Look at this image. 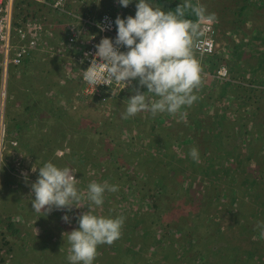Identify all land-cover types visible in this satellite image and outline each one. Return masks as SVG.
I'll return each mask as SVG.
<instances>
[{
	"label": "rangeland",
	"instance_id": "obj_1",
	"mask_svg": "<svg viewBox=\"0 0 264 264\" xmlns=\"http://www.w3.org/2000/svg\"><path fill=\"white\" fill-rule=\"evenodd\" d=\"M53 2L15 0L12 28L21 34L0 52V264H68L63 234L78 228L93 181L118 187L92 212L124 218L119 239L99 245L94 264H264V69L254 70L264 57V0H190L210 14L217 42L213 56L194 51L203 71L197 100L182 115L128 119L125 100L137 82L115 85L119 99L110 88L105 103L85 97L78 60L86 40L70 46L69 28L78 26L71 13L134 15L135 0L127 8L71 0L63 13ZM28 19L44 26V50L15 64ZM223 66L225 80L216 77ZM48 161L74 171L81 208L32 210L31 169Z\"/></svg>",
	"mask_w": 264,
	"mask_h": 264
},
{
	"label": "clouds",
	"instance_id": "obj_2",
	"mask_svg": "<svg viewBox=\"0 0 264 264\" xmlns=\"http://www.w3.org/2000/svg\"><path fill=\"white\" fill-rule=\"evenodd\" d=\"M127 8L133 0H117ZM135 14L117 16L108 24H98L101 31L111 30L114 23L115 38H102L95 45L94 53H85L89 66L83 70V81L95 88L106 85L115 94V85L125 87L137 82L127 98L123 119L134 117L141 112L182 115V109L196 100L202 83L203 71L194 57V47L205 35L206 28L198 21L205 16L211 18L203 7L194 6L190 0H182L174 10H162L153 0H135ZM197 19L186 18L189 13ZM121 48L124 50L122 51ZM124 87V88H125ZM141 87L146 91H141ZM189 156L199 161L196 148L189 150ZM37 179L30 185L31 208L44 215L53 210L71 211L79 207L81 193L72 169L59 167L48 161L31 169L37 172ZM116 185L90 182L87 185V211L79 215L78 228L67 234L68 264H94L99 245H111L121 235L124 218L105 217L92 212V206L104 203L105 192L117 191ZM65 222H71L66 214ZM264 234V225L261 226Z\"/></svg>",
	"mask_w": 264,
	"mask_h": 264
},
{
	"label": "built area",
	"instance_id": "obj_3",
	"mask_svg": "<svg viewBox=\"0 0 264 264\" xmlns=\"http://www.w3.org/2000/svg\"><path fill=\"white\" fill-rule=\"evenodd\" d=\"M71 2V0H54L52 3V7L57 12L63 13L65 12L67 4ZM76 2V0H75ZM45 0H43V4ZM115 6H119L117 0H113ZM14 6L15 0H0V52H4L9 48V40L14 35L20 37V31L15 30L12 28V21L14 15ZM77 22L78 26L72 25L69 28L70 37L69 43L71 45H76L77 43H82V39L84 38L86 42H84V46L81 49L82 57L79 58L78 63L82 65L86 70L89 66V58L85 57V53H94L95 52V45L99 43L102 38H115L116 30L115 25L112 23L111 30L101 31L98 27V24H108L115 20V17L107 12L103 13L99 16L93 17L90 16L87 19L79 16L78 14L71 13L70 14ZM202 26L206 28L205 35L200 38L199 42L195 44L194 51L200 55L205 56H213L217 50V43L215 40L216 32L214 28V22L209 19L205 18L198 21ZM28 24V31L23 34V37L26 38L25 46L19 51L21 54L18 56L14 63L19 64L22 61V57H26L30 55L33 51H38L43 49L42 38L44 34V26L42 27L33 19L27 20ZM5 44L7 47H5ZM122 50V48H121ZM1 54V53H0ZM7 54V53H5ZM16 61V62H15ZM229 73L227 69L224 67L218 69L216 73V77L218 79H227ZM83 80V79H82ZM84 95L85 97L89 98H100L101 102L105 103L106 101L102 99L103 90L102 87L105 85H98L96 88L94 86L86 84L84 81ZM124 87V85H118ZM0 106L3 105V87L0 86ZM119 99V96L114 95L111 100ZM110 100V101H111ZM5 124H0V135L5 134ZM3 140V139H2ZM1 152L2 147L0 145V160L1 159Z\"/></svg>",
	"mask_w": 264,
	"mask_h": 264
},
{
	"label": "trees",
	"instance_id": "obj_4",
	"mask_svg": "<svg viewBox=\"0 0 264 264\" xmlns=\"http://www.w3.org/2000/svg\"><path fill=\"white\" fill-rule=\"evenodd\" d=\"M165 2H169L168 5H164L166 8H171V10H174L175 7L177 6L178 2H174L173 0H159V3H165ZM186 18L191 19L193 21H196V17L194 15H192L189 11V13L186 15ZM201 58H199L200 60ZM212 67L214 68V66L216 65V63L213 60H210ZM209 61V63H210ZM218 67V65L216 66V68ZM252 258H254V256H252ZM248 261V260H246Z\"/></svg>",
	"mask_w": 264,
	"mask_h": 264
},
{
	"label": "crops",
	"instance_id": "obj_5",
	"mask_svg": "<svg viewBox=\"0 0 264 264\" xmlns=\"http://www.w3.org/2000/svg\"><path fill=\"white\" fill-rule=\"evenodd\" d=\"M216 43H217V42H216ZM79 46H80V45H78V47H79ZM58 49H60V50H59L60 55H61V56H65L64 53L66 54V50H67V49H65V47L62 48V49H61V48H58ZM58 49H57V51H58ZM259 49H260V48H259ZM78 50H79V48H78ZM57 51H56V52H57ZM61 53H62L63 55H62ZM262 53H263V50H262V52H261L260 54H262ZM56 54H57V53L53 52V55H56ZM60 55H59V56H60ZM259 57H260V55H259ZM260 61H261L260 64H262V66H261V67H259V66H258V67H257V66L254 67L255 72L258 71L259 69H264V57H263V55H261V57H260ZM81 68H82V66H81ZM72 72H73V71H72Z\"/></svg>",
	"mask_w": 264,
	"mask_h": 264
},
{
	"label": "bare ground",
	"instance_id": "obj_6",
	"mask_svg": "<svg viewBox=\"0 0 264 264\" xmlns=\"http://www.w3.org/2000/svg\"><path fill=\"white\" fill-rule=\"evenodd\" d=\"M200 56L204 57L205 55H204V56H203V55H200ZM1 66H3V65H0V67H1ZM223 67H224V66H223ZM220 68H222V67H219V69H220ZM224 68H225V69H228V68H226V67H224ZM227 71H228V70H227ZM0 78H1V79H5V74L1 75ZM1 82L4 83V81H2V80H1ZM106 88H109V87L105 85V86L102 87V90H105Z\"/></svg>",
	"mask_w": 264,
	"mask_h": 264
}]
</instances>
